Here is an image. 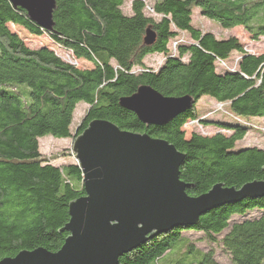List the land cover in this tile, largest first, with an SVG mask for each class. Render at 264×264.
I'll use <instances>...</instances> for the list:
<instances>
[{
  "label": "trees",
  "instance_id": "obj_1",
  "mask_svg": "<svg viewBox=\"0 0 264 264\" xmlns=\"http://www.w3.org/2000/svg\"><path fill=\"white\" fill-rule=\"evenodd\" d=\"M126 1L55 0L47 30L25 10L0 0V260L37 248L54 253L63 245L69 203L85 194L82 172L75 156V162L53 165V158L40 153L39 139H74L93 120H108L121 130L172 144L184 155L179 179L191 197L216 184L239 189L264 180V148H236L251 129L244 120L264 119V54H251L235 36L217 38L192 23L198 9L223 29L241 26L252 40L264 38V0H155L150 6L132 0L130 13H124ZM8 24L45 36L71 58L65 60L48 46L29 48ZM147 28L155 33L150 45L144 43ZM181 32L190 42L174 41L172 53L168 44ZM233 52L240 55L236 68H227ZM151 55L164 61L149 66L145 58ZM80 61L90 65L80 67ZM217 63L222 71L216 70ZM143 85L164 97L188 96L192 106L166 124L146 125L119 103ZM202 97L227 105L223 109L232 118L200 115L196 103ZM79 102L87 110L72 135ZM195 121L200 128L212 125L230 133L189 130L185 137L183 126ZM249 211L258 214L245 216ZM186 231L201 232L231 264H264V196L215 207L192 226L149 236L117 264H215L212 250L194 249L183 238ZM185 246L188 251H176ZM187 254L199 258L176 260Z\"/></svg>",
  "mask_w": 264,
  "mask_h": 264
},
{
  "label": "water",
  "instance_id": "obj_2",
  "mask_svg": "<svg viewBox=\"0 0 264 264\" xmlns=\"http://www.w3.org/2000/svg\"><path fill=\"white\" fill-rule=\"evenodd\" d=\"M37 26L50 29L55 0H8ZM155 33L146 29L144 43ZM120 105L146 125H163L188 110V96L164 97L147 85ZM72 152L82 172L84 196L68 206V232L61 248L21 251L0 264H117L124 253L147 237L179 226L196 224L201 215L227 203L264 196V180L239 189L214 185L207 193L191 197L179 179L184 155L168 141L146 133L119 129L108 120L91 121L74 138Z\"/></svg>",
  "mask_w": 264,
  "mask_h": 264
},
{
  "label": "rangeland",
  "instance_id": "obj_3",
  "mask_svg": "<svg viewBox=\"0 0 264 264\" xmlns=\"http://www.w3.org/2000/svg\"><path fill=\"white\" fill-rule=\"evenodd\" d=\"M132 0H127L126 3L123 5L122 10L124 13H130V4ZM147 6H150L155 0H143ZM192 23L196 28H200L202 31H209L213 33L217 38H224L228 36H235L244 46L245 50L251 54L259 55L264 54V38H259L257 40H252L250 36L247 34V32L241 27L237 26L232 29H223L220 26H218V23L215 21H210L204 17H202L198 9L194 10V14L192 17ZM11 31H14L18 34L20 39L24 42L25 45H27L29 48L36 49L41 46H48L49 48L55 49V52L67 60L68 58H71L68 51L60 49L53 45L45 36L35 37L33 35H30L27 31L22 29L21 27L8 24ZM182 41L184 43L190 42V38L188 34L181 32L179 33L178 37L171 40L168 44L169 51L174 53V47L173 42L174 41ZM239 54L236 52H233L230 57L225 62V65L227 68H236L237 59L239 58ZM158 55H151L147 56L145 58V62L149 66L156 67L160 62H163L164 59H161L162 56H159V60L156 59ZM184 60H186V56L183 57ZM82 64H79L80 67L89 66L90 64L87 62H82ZM223 65L217 63L216 70L222 71ZM208 104V106H206ZM223 107L227 110V105L223 106V104H217L215 101H212L210 99H206V97H202L198 100L196 103V109L199 111L200 115L205 116L208 112H210L209 115H207V119L210 117L215 119H226L232 118L230 116H227V113H225ZM215 109H221L218 112L211 115V111ZM87 110V105L83 104V102H79L76 105V109L73 114L72 124L70 127L71 134H74L76 126L79 124L80 120L82 119L84 113ZM224 114V115H221ZM225 117V118H224ZM246 124H249L251 126V129L246 133V135L236 143V148L241 147H248V146H256L258 148H264V119L256 120V118H251L250 120H244ZM183 130L185 131V137L189 136V130H192L194 132H197L199 134L203 135H213L216 132H222L224 134H229L230 132L226 130H221L215 128L212 125H202V128L198 126V123L195 121L192 124L184 125ZM73 137L70 139H58L53 138L50 136H44L39 139V151L40 153L45 157L53 158L50 160V162L55 166H62L71 162H75L74 159V153L72 152V144H73ZM257 211H249L245 214V216H254L257 215ZM234 218H238V216H235ZM183 238L185 240H188L189 243H192V246L194 249L201 250V252H210L212 250V260L215 264H231L230 258L228 255L224 253V251L217 245L210 243L206 240L204 235L201 232H194V231H186L182 233ZM188 251V248L185 247H179L176 249V251H180V253H183L185 251ZM174 251V250H173ZM199 258V255H191L187 254L185 256H177V259H183L184 261H192L197 260ZM165 258L162 262H164ZM164 264L167 263V260Z\"/></svg>",
  "mask_w": 264,
  "mask_h": 264
}]
</instances>
